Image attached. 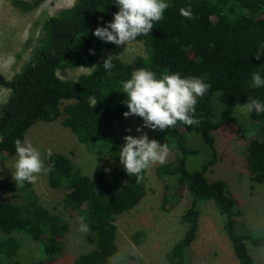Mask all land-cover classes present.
Wrapping results in <instances>:
<instances>
[{"label":"trees","instance_id":"trees-1","mask_svg":"<svg viewBox=\"0 0 264 264\" xmlns=\"http://www.w3.org/2000/svg\"><path fill=\"white\" fill-rule=\"evenodd\" d=\"M10 1L17 9L31 12L46 0ZM165 2L170 7L164 19L154 23L152 33L136 40L144 43L147 55L130 61L112 56L115 67L111 74L103 67L109 57L103 56V49L118 45L100 40L94 32L114 20L119 11L116 0H75L69 7L43 15L24 45L27 55L23 51L17 54L13 76L8 78L0 70V86L10 89L8 98L0 102V160L16 153L15 140L25 139L31 122L60 118L89 151L115 161L111 169L91 176L64 152L47 157V166L53 165L49 184L66 188V201L77 209L83 207L79 212L89 226L93 248L73 264H148L124 259L113 263L107 253L116 244L118 216L136 207L146 195V172L138 183L136 176L126 173L119 159L126 142L114 130V120L129 125L123 115L129 109L122 82L141 68L154 72L157 78L178 72L211 85L198 98L195 117L201 121L199 125L178 122L164 131L151 129L156 140L168 142L176 150L175 161L158 165L156 173L175 186V194L186 191L190 197V205L181 214L186 230L166 253L168 264H188L187 251L197 237L204 202H213L218 210L239 264H257L249 244L264 247V229L240 227L242 210L228 182L207 176L217 157L215 131L224 124L245 129L243 124L248 122L249 133L255 134L248 138L246 169L251 179L264 183V113L235 114L237 105L249 98L264 103V87L252 86L253 73L264 78V0ZM189 5L192 20L180 14V9ZM258 53L259 60L255 57ZM79 66L93 67L77 78L58 74L59 68ZM134 117L140 126L144 124L142 118ZM192 131L199 132L211 148L210 158L194 170L187 167V156L195 152L187 138ZM21 191L25 193L21 201L0 200V264H21L17 232L42 244L45 257L31 264L52 262L68 224L38 205L31 184L25 182Z\"/></svg>","mask_w":264,"mask_h":264},{"label":"rangeland","instance_id":"rangeland-1","mask_svg":"<svg viewBox=\"0 0 264 264\" xmlns=\"http://www.w3.org/2000/svg\"><path fill=\"white\" fill-rule=\"evenodd\" d=\"M72 1L46 0L37 9L23 12L13 6L10 0H0V70L6 77H12L17 70V54L23 51L38 20L43 15H51L69 6ZM27 53L23 51L25 56ZM137 55H147L142 41L103 49V56H118L125 61H130ZM92 67H62L58 69V74L62 78H77L82 73L90 72ZM9 94V88L0 86V102L6 100ZM217 104L220 106L219 101ZM237 112L238 115L247 117L241 107H236L235 114ZM126 119L128 126L114 120V130L122 141H125L124 138L128 135L139 138L144 132L150 140L155 139L149 128H143L141 132L136 131L141 126L134 116ZM243 125L245 129L240 128L239 124H224L215 131L217 157L208 168L207 176L210 180L224 179L230 185L242 210L238 218L240 227L242 224L245 228L260 231L264 229V183L251 179L246 169L248 138L251 135L247 129L249 123L244 122ZM25 138L40 150L46 167L49 149L52 153L64 152L70 155L76 164L91 176L98 170H109L115 164L112 158L89 151L86 144L81 142L69 127L62 124L60 118L55 121L31 122ZM187 138L190 148L195 151L187 156V167L194 170L210 158L211 148L199 132L192 131L187 134ZM158 142L161 145L168 144L170 153L166 162H174V147L168 142ZM17 159L15 153L0 160V200L16 202L23 200L25 196L12 178ZM158 165L145 173L146 195L141 202L133 209L121 213L116 220V244L107 250L113 263L124 259L148 264H168L166 253L186 230V224L181 221V214L190 205V197L186 191L175 194V186L167 178L156 173ZM31 187L36 194L38 205L47 208L52 214L61 216L68 224L61 237L56 259L44 264L77 262L85 252L93 248V243L88 238L89 231H79L78 217L81 216L79 211L83 207L77 209L66 201V188L51 186L48 173L41 174L37 183L31 184ZM15 235L21 244V264H31L33 260L45 257L40 242L22 232ZM248 246L257 264H264V247H254L250 244ZM187 255L188 264H239L213 202H204L201 205L198 234Z\"/></svg>","mask_w":264,"mask_h":264},{"label":"clouds","instance_id":"clouds-1","mask_svg":"<svg viewBox=\"0 0 264 264\" xmlns=\"http://www.w3.org/2000/svg\"><path fill=\"white\" fill-rule=\"evenodd\" d=\"M119 11L114 14V20L105 26L97 27L94 35L104 42L115 45H129L141 35L152 33L154 23L164 19V12L170 7L165 0H116ZM180 14L188 20L194 18L191 6L181 8ZM102 19V18H101ZM92 54L94 50H90ZM260 59L259 53L255 56ZM103 67L111 74L115 67L112 56L103 62ZM252 86L264 87V78L259 72L252 74ZM211 88L210 84L196 77H182L180 73H164L162 78L150 70L139 69L131 74V78L122 82L123 93L127 94L124 103L129 111L124 116H139L144 124L136 129L143 128L164 131L174 128L178 122L188 126L199 125L200 120L195 117L198 98H202ZM245 113H264V103L258 99L249 98L246 103L237 105ZM131 131V129H128ZM255 133H250L254 135ZM125 145L119 152L120 163L129 176H136L137 183L143 179V174L157 164L166 163L170 153L168 144L161 145L157 140H150L144 132L139 138L126 136ZM15 149L18 159L15 162V171L12 178L18 188L25 182L37 183L41 174L52 171L53 165L45 166L42 153L30 140L19 138L15 140ZM52 151H47L50 159ZM79 231L87 233L89 226L85 223L86 217L80 216Z\"/></svg>","mask_w":264,"mask_h":264},{"label":"crops","instance_id":"crops-1","mask_svg":"<svg viewBox=\"0 0 264 264\" xmlns=\"http://www.w3.org/2000/svg\"><path fill=\"white\" fill-rule=\"evenodd\" d=\"M74 1H75V0H73L71 4H73V3H74ZM71 4H70V5H71ZM70 5H69V6H70ZM67 6H68V5H67ZM67 6H65V7H67ZM69 6H68V7H69Z\"/></svg>","mask_w":264,"mask_h":264}]
</instances>
